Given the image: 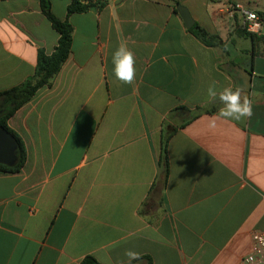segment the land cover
<instances>
[{
    "label": "crops",
    "instance_id": "1",
    "mask_svg": "<svg viewBox=\"0 0 264 264\" xmlns=\"http://www.w3.org/2000/svg\"><path fill=\"white\" fill-rule=\"evenodd\" d=\"M70 2L51 0L73 27L68 58L8 120L27 157L0 172V264H126V250L132 264H238L264 232V27L254 41L218 13L226 0H178L222 40L207 45L170 0ZM59 37L40 0H0V92ZM120 44L135 59L128 83L112 71ZM225 87L250 117L218 115Z\"/></svg>",
    "mask_w": 264,
    "mask_h": 264
},
{
    "label": "trees",
    "instance_id": "2",
    "mask_svg": "<svg viewBox=\"0 0 264 264\" xmlns=\"http://www.w3.org/2000/svg\"><path fill=\"white\" fill-rule=\"evenodd\" d=\"M174 5L178 0H170ZM108 0H71L68 6V13L84 12L92 6L99 8L104 7ZM43 13L51 21L52 26L59 32V42L51 54L44 50H39L35 74L24 81L19 86L0 92V127L7 130L17 142V161L14 165L0 163V172H18L26 162V148L23 139L9 125L8 120L16 111L26 102L34 97L37 91L45 86H50L53 79L60 71L62 65L69 56L72 44L73 27L68 19L61 20L52 12L51 0H40ZM176 12L178 10L175 8ZM264 19V12H258ZM246 36L251 37L254 41L257 34L247 32L242 29ZM190 31L207 45H221V38L218 35L211 34L199 23L195 22ZM199 110H202L199 108ZM166 142L164 151H166ZM165 178L168 176V161L165 156L164 160ZM80 264H101L94 256H86Z\"/></svg>",
    "mask_w": 264,
    "mask_h": 264
},
{
    "label": "clouds",
    "instance_id": "3",
    "mask_svg": "<svg viewBox=\"0 0 264 264\" xmlns=\"http://www.w3.org/2000/svg\"><path fill=\"white\" fill-rule=\"evenodd\" d=\"M134 64V55L125 44H120L113 50L112 71L117 80L125 83L131 82L135 75ZM207 96L209 99L217 98L215 87L210 86L207 89ZM218 98L223 105L218 113L220 117L240 121L252 115L251 103L242 97L238 89L233 90L230 87H225L219 92ZM125 255L127 257L126 264H132L133 260L139 258V254L132 250H126Z\"/></svg>",
    "mask_w": 264,
    "mask_h": 264
},
{
    "label": "built area",
    "instance_id": "4",
    "mask_svg": "<svg viewBox=\"0 0 264 264\" xmlns=\"http://www.w3.org/2000/svg\"><path fill=\"white\" fill-rule=\"evenodd\" d=\"M218 13L235 19L240 16L242 27L250 33L260 34L264 27L261 15L248 9L239 2H229L218 8ZM238 264H264V232L253 231L250 250L241 258Z\"/></svg>",
    "mask_w": 264,
    "mask_h": 264
},
{
    "label": "water",
    "instance_id": "5",
    "mask_svg": "<svg viewBox=\"0 0 264 264\" xmlns=\"http://www.w3.org/2000/svg\"><path fill=\"white\" fill-rule=\"evenodd\" d=\"M175 6L183 18L186 28L190 29L195 23L190 10L180 2H177ZM248 69L251 70L252 68L249 67ZM17 149L15 138L7 130L0 127V163L9 166L14 165L18 158Z\"/></svg>",
    "mask_w": 264,
    "mask_h": 264
},
{
    "label": "rangeland",
    "instance_id": "6",
    "mask_svg": "<svg viewBox=\"0 0 264 264\" xmlns=\"http://www.w3.org/2000/svg\"><path fill=\"white\" fill-rule=\"evenodd\" d=\"M234 1H239L240 3L244 4L248 9L254 10L256 12L258 9L264 10V0H226L225 3L234 2Z\"/></svg>",
    "mask_w": 264,
    "mask_h": 264
}]
</instances>
